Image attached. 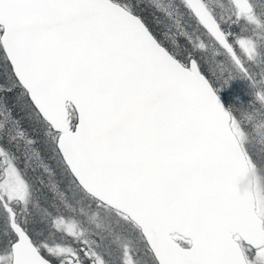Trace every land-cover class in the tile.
<instances>
[{
	"label": "snow or ice",
	"instance_id": "1",
	"mask_svg": "<svg viewBox=\"0 0 264 264\" xmlns=\"http://www.w3.org/2000/svg\"><path fill=\"white\" fill-rule=\"evenodd\" d=\"M0 264H264V0H0Z\"/></svg>",
	"mask_w": 264,
	"mask_h": 264
},
{
	"label": "rangeland",
	"instance_id": "2",
	"mask_svg": "<svg viewBox=\"0 0 264 264\" xmlns=\"http://www.w3.org/2000/svg\"><path fill=\"white\" fill-rule=\"evenodd\" d=\"M233 86L240 89V88H246V85L242 81H236L233 83ZM245 95H247V92H245Z\"/></svg>",
	"mask_w": 264,
	"mask_h": 264
}]
</instances>
